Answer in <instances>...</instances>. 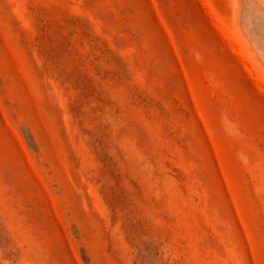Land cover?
<instances>
[{"label": "rangeland", "instance_id": "1", "mask_svg": "<svg viewBox=\"0 0 264 264\" xmlns=\"http://www.w3.org/2000/svg\"><path fill=\"white\" fill-rule=\"evenodd\" d=\"M0 264H264V0H0Z\"/></svg>", "mask_w": 264, "mask_h": 264}]
</instances>
